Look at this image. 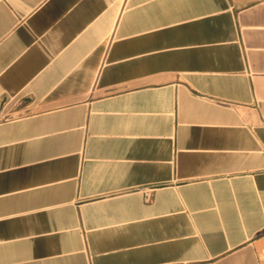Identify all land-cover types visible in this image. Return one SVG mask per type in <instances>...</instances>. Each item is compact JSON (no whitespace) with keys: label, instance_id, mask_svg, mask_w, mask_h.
Instances as JSON below:
<instances>
[{"label":"crops","instance_id":"obj_1","mask_svg":"<svg viewBox=\"0 0 264 264\" xmlns=\"http://www.w3.org/2000/svg\"><path fill=\"white\" fill-rule=\"evenodd\" d=\"M0 264H264V0H0Z\"/></svg>","mask_w":264,"mask_h":264}]
</instances>
